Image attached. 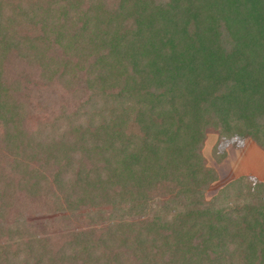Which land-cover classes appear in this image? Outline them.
<instances>
[{
	"label": "trees",
	"instance_id": "16d2710c",
	"mask_svg": "<svg viewBox=\"0 0 264 264\" xmlns=\"http://www.w3.org/2000/svg\"><path fill=\"white\" fill-rule=\"evenodd\" d=\"M38 82L89 91L28 127ZM236 129L264 152V0H0V264H264V181L204 196L205 135L217 155ZM34 199L58 222L162 215L55 249Z\"/></svg>",
	"mask_w": 264,
	"mask_h": 264
},
{
	"label": "rangeland",
	"instance_id": "374dc122",
	"mask_svg": "<svg viewBox=\"0 0 264 264\" xmlns=\"http://www.w3.org/2000/svg\"><path fill=\"white\" fill-rule=\"evenodd\" d=\"M71 88L72 87L70 86L69 89H67L56 82L46 84L38 82V84L33 87V91L29 94V101L32 103V111L31 116H28V127L36 124L39 119H52L53 116L55 117L59 114L61 108L64 112L67 109L74 108L76 103H78L79 100L84 99L89 91L86 88H82L83 90L76 92V95ZM223 136L225 137L217 148V155H214L213 145L217 141L218 135L209 132L205 135L203 140L204 143L201 153L205 160V164L216 171L217 175L216 180L210 183L204 191L206 199H209L225 184V182L234 177L241 176L247 178L250 182L254 179L264 181V152L257 146L256 142L249 137L242 138L241 132L237 129L233 131L232 135H230V133H225ZM228 137L231 138L230 142L227 140ZM238 143H241V145H237ZM215 156H217V160H215ZM34 200L35 201L33 202H29L31 203L29 209H24V211L27 210L25 211L26 213L24 212L25 214L30 213V217L28 218H30V223L34 225L31 234L49 236L55 249L61 246L62 241L66 238V233L71 230L79 228L88 229L90 226L97 225H114L135 218L139 219L143 215H162V212L158 209L143 211V213H140V211H132L125 208L116 213L107 210L103 219L99 221L95 219V221L92 222L85 220V218L80 216V212L93 211L97 208L88 206L85 208L80 207L78 209L70 210L68 213L71 212V216L58 222L55 219L53 220L49 218L52 217V214L46 213L48 204H44L43 202L39 203V200L37 199ZM161 200L160 197L155 196L153 201V203H155L154 205H160ZM100 208L101 205L99 204V209ZM171 213L172 210H168L165 215Z\"/></svg>",
	"mask_w": 264,
	"mask_h": 264
}]
</instances>
